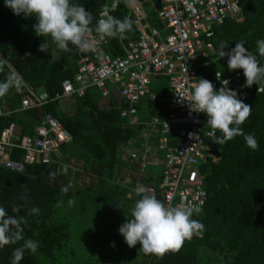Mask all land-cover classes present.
<instances>
[{"label":"trees","instance_id":"obj_1","mask_svg":"<svg viewBox=\"0 0 264 264\" xmlns=\"http://www.w3.org/2000/svg\"><path fill=\"white\" fill-rule=\"evenodd\" d=\"M131 1L117 0L116 7L109 8V14L120 19L128 16L135 21L129 5ZM73 2L93 14L91 26L94 30L100 11L108 7L111 0ZM149 2L155 8L159 7L158 0H146V8ZM238 4V16H228L222 24L213 26V35L208 39L212 50L198 62V77L211 81L216 90L220 87L214 79L215 73L229 76L234 71L227 68L228 57L219 56L222 41L228 42L225 52L235 43L243 42L264 65V56L259 55L257 46V41L264 39V0H238ZM146 11L149 22H158L152 8ZM36 22L35 16L13 14L4 0H0V57L8 60L11 69L20 73L26 85L42 88L48 97L42 106L19 112H13L12 108L20 107L24 87L18 91L11 89L0 97V106L4 104L7 106L5 109L12 111L0 118V132L10 122H16L21 126V133L32 135L42 116L50 113L68 130L70 139L52 154L53 162L49 165L34 162L25 165L22 171L0 165V206L5 207L9 215L24 217L25 222L21 225L24 240L38 242L37 251L32 253L26 249L19 264H70L67 255L73 252L70 249L72 211L62 213V207H73L76 215L73 223L82 229L91 215L97 217V226L82 236L83 244L103 237V242L114 245L113 239L111 241L108 237L109 232L115 236L116 227L124 223L126 214L131 216V209L140 198L133 189L117 184L113 174L117 147L135 135V128L125 126L124 119L116 110L99 109L89 91L74 98L70 111L64 110L62 102L52 99L61 89V82L71 78L77 70V48L69 45L72 50L64 52L50 37L37 36L33 29ZM138 35L139 31L133 24V30L126 34V38L108 37L103 51L112 56L122 55L123 43L137 39ZM41 44L48 51H40ZM52 51L60 55L50 58L49 52ZM11 69L5 66V71L0 73V82ZM235 70L243 72L242 69ZM258 85L262 91L252 89L243 100L252 107V112L241 125L244 133L255 134L257 149L249 148L243 136L216 144L214 137H222L217 129L206 140L207 156L199 165L206 201L202 212L192 217L205 226L202 238L193 236L178 252L166 253L162 258L145 255L140 250L139 257H131L127 264H200V252L211 257L210 264H264V83ZM170 137L179 143L172 133ZM12 155L20 159L18 150L14 149ZM70 159L82 161L86 175L94 176L96 181L89 187L78 188L80 184L74 179L72 166H68ZM65 188L67 192L63 193ZM155 196L162 201L160 192L156 191ZM69 199L78 204L69 205ZM14 208L19 211L13 212ZM32 208H38L39 212L32 214ZM91 209L93 212L90 214ZM84 216L87 218L83 219ZM24 240L0 248V264H12L13 251ZM74 253L80 260L76 264H98L82 261L80 252ZM94 255L90 254L86 260H91ZM115 255V252L106 254L104 259H113Z\"/></svg>","mask_w":264,"mask_h":264},{"label":"built area","instance_id":"obj_2","mask_svg":"<svg viewBox=\"0 0 264 264\" xmlns=\"http://www.w3.org/2000/svg\"><path fill=\"white\" fill-rule=\"evenodd\" d=\"M145 1L132 0L129 3L139 35L137 39L124 42L123 56L111 57L103 53L93 60L89 55H80L76 72L72 78L61 82V89L52 99L61 100L72 94L80 97L90 86L98 87L106 95L107 80L119 83L120 94L127 105L120 111V116L129 126L135 129L142 126V129L148 131L141 133V167L152 161L149 133L155 128L160 131L157 149L164 151V157L158 191L162 201L169 206L187 203L202 207L206 201V191L199 165L207 156L206 140L213 136L215 129L206 126V114L192 111L190 103L182 101L178 96H187L193 84L198 82L195 65L212 50V43L208 39L213 34V26L222 24L228 16H238L240 7L238 0H158L156 16L169 30V34L161 39L159 29L146 21L143 11ZM116 5L117 0H111L105 9H113ZM105 9L100 12L98 19ZM89 36L96 44L95 51L100 50L107 41L106 37L101 38L94 31ZM152 75L169 77L172 94L168 103L170 113L164 117L153 116L150 121L143 123L136 119V103L147 94ZM214 79L219 87L221 80H229L228 87L237 91L241 100H245L252 89L262 91L258 84L246 87V78L239 70H234L229 76H221L220 80L215 73ZM47 101L46 94L30 93L22 98L21 109L40 107ZM11 112L0 107V118ZM14 129L15 123L10 122L0 132V165L15 171H22L25 165L34 162L51 164L52 154L70 139L68 130L50 113L42 116L32 135H22L13 142L11 137L15 134ZM171 132L179 138V143L168 144ZM13 148L22 150L21 159L12 157Z\"/></svg>","mask_w":264,"mask_h":264},{"label":"clouds","instance_id":"obj_3","mask_svg":"<svg viewBox=\"0 0 264 264\" xmlns=\"http://www.w3.org/2000/svg\"><path fill=\"white\" fill-rule=\"evenodd\" d=\"M4 4L15 15L23 13L25 17L35 16V34L50 37L58 49L70 52L72 49L69 45H73L81 52L96 50V44L89 36L93 31L91 25L94 17L81 4L73 0H4ZM133 24L130 17L120 19L105 9L94 30L101 38H126V34L132 32ZM227 46L228 42L222 41L219 50L220 57H228L227 68L242 69L246 87L264 83V65L260 64L257 56L243 42L235 43L233 48L225 52ZM257 46L259 55L264 56V39L258 40ZM39 50L48 51L42 44ZM6 65L11 69L8 60L0 57V73L5 71ZM216 77L220 80L221 72H216ZM229 83L227 79L221 80V87L216 90L211 81L199 78L187 96L181 94L178 97L182 101L187 100L192 111L206 114L207 124L222 133V137H214V143L224 144L236 136H243L247 146L256 150L258 142L255 134H246L241 128L251 115L252 107L238 98L237 91L228 87ZM25 86L26 81L20 73L11 69L0 82V97H4L11 89L18 91ZM136 191L140 198L131 209V218L118 229L129 247L139 242L140 250L145 255L162 258L166 253L178 252L185 241L191 240L193 236L202 238L205 226L192 218L193 214L199 215L202 212V207L187 203L169 206L145 187ZM62 192L66 193L67 188L62 189ZM68 203L72 205L74 200L69 199ZM18 211V208L13 209V212ZM30 211L37 214L39 209L32 208ZM24 222V217L9 215L5 207L0 206V248L24 240L21 226ZM37 248V241L24 240L20 247L14 249L12 264H19L26 249L35 253Z\"/></svg>","mask_w":264,"mask_h":264},{"label":"crops","instance_id":"obj_4","mask_svg":"<svg viewBox=\"0 0 264 264\" xmlns=\"http://www.w3.org/2000/svg\"><path fill=\"white\" fill-rule=\"evenodd\" d=\"M147 5L148 7L152 8L153 11H155V7H152L149 4ZM105 8L106 7H104L100 12H102ZM146 9L144 10L143 8V11L146 14V21L149 23L150 26H154L159 29L160 31L159 37L161 39L165 38L169 34V30L164 27L163 23L157 18V16L155 18L158 20V22L157 21H154L152 23L149 22ZM93 31L95 32V30ZM106 38L108 40V37ZM107 42L108 41H106L101 46L100 50H97L95 52H81L77 49V56H78L77 62L79 60L80 55H84V54L89 55L93 60H96L97 56L103 53H107L111 57H122L123 56L124 43H123V54L112 56L110 53L103 51V47L106 46ZM52 52L55 54V57H58L60 55V53H57V51H52ZM52 52H49V53H52ZM201 60H198L196 62V65H195L196 69L199 66L198 62H200ZM163 78L167 80L166 83H160L161 79ZM197 79L199 80L198 73H197ZM105 88L107 90L106 95H103L102 90L96 86H90L86 90V92L89 91L91 93L93 100L94 102H96L99 109L116 110L119 114V117L123 119L120 116V111L122 109H125L127 105L124 102V99L122 98L120 94V88H121L120 84L117 82L111 81V80H107L105 83ZM147 90H148L147 94L141 97L136 103V114H135L136 119L137 121L143 122V123H147L148 121H150L153 116L164 117L170 113L168 103H169V100L172 94L170 91L169 77L166 75H152L150 77V82L148 84ZM23 92H24V95L22 96V98L26 97V95L30 93H33L35 95L46 94V92L42 88H32L28 85L24 87ZM75 97H78V96L72 94L58 101L62 102V105L65 107L64 110L70 111L72 102L74 101ZM141 104H144L147 109L146 115L140 113ZM0 107L7 108V106H5L4 104L1 105ZM13 110L16 112H19L24 109H21V104H20V107L12 108V111ZM147 113H148V116H147ZM124 122H125L124 123L125 126L126 125L129 126L125 119H124ZM14 123H15V129H14L15 134L11 137V140L13 142L16 140H19V138L22 135H29V134L21 133L22 132L21 126L16 122ZM143 131L148 132L147 130H144L141 128L135 129V135L133 137L128 139V141L119 144V146L117 147L116 161H115V167H114L113 174L115 176L116 182H118L117 184L121 183L123 186H127L133 189L134 191H136L140 187H145L146 189L149 190L150 193L155 195L156 191L159 192L158 184L162 176L164 151L161 149H157L160 131L158 128H155L151 130V132L149 133V137H148V142L152 148V151H150L152 161L148 165H145V167H141L139 149L141 146V142L143 141L142 140L143 134H141ZM171 133L173 134V136L175 135L174 132H171ZM170 134L168 135V144L170 145L177 144L175 143V141H172ZM14 149L18 150V152L20 153L19 158L21 159L22 150L19 148H13L12 154L14 153ZM68 166L70 168L72 166L71 170L73 171L74 179H76L78 184H80V187L78 188H85V186L89 187L91 185L89 184L90 182L89 180L92 175H89V176L86 175V172H85L86 169L83 167L82 161H77L76 159H70ZM154 167H160L161 171L159 172V174H157L156 170L152 169ZM74 179L71 178L72 183H74ZM93 181L95 182L96 179L94 178ZM150 184H153V185L150 186ZM127 196L130 197L129 194Z\"/></svg>","mask_w":264,"mask_h":264},{"label":"rangeland","instance_id":"obj_5","mask_svg":"<svg viewBox=\"0 0 264 264\" xmlns=\"http://www.w3.org/2000/svg\"><path fill=\"white\" fill-rule=\"evenodd\" d=\"M149 5L154 7L152 2H149ZM143 8L144 10L146 9V4H143ZM148 9H150V7H148ZM49 56L50 58H53L55 57V54L52 52V53H49ZM166 79H161L160 83H166ZM69 105V103H68ZM146 107L144 104H141V114H144L146 115ZM147 116H148V113H147ZM129 146V145H128ZM154 170L157 171V174H159V172L161 171L160 170V167H154L152 168ZM95 177L91 176L90 178V182L89 184H93L94 179ZM153 184H150V186H152ZM75 203V202H74ZM75 204H78L75 203ZM92 208V207H91ZM70 212L72 211V220H71V228H70V233L72 234V241H71V247L70 249L73 250V252H70V255H67V258H68V261L70 264H76V262H80V260H78L79 258H76L75 257V252L78 253V251L80 252L79 254H81V260L82 261H87V262H96L98 264H127L128 262H130V259L131 257H139L140 255V244L139 242L134 246V247H129L123 236L119 233L118 229L119 227H116V230H117V233L115 234V236L112 234H110L109 232V239L112 241H114V246L112 245L111 242L109 243H105L103 242V237H98L97 239H95V241L93 243H85L83 244L81 242V239H82V236H84V234H86L89 229L94 226H97V217L95 215H91L89 217L87 221V224H85L83 226V229L80 228L78 225H75L73 223V216H76L75 214H73V207L72 206H69L67 208L65 207H62L61 208V212L62 213H65V212ZM93 212V209L89 210V213L91 214ZM83 219L84 218H87V216H84L82 217ZM131 216L126 214L125 215V219H124V223L130 219ZM122 225V224H121ZM120 225V226H121ZM101 230H102V227H101ZM89 238V236H88ZM112 238V239H111ZM78 250V251H77ZM115 252L116 255L114 256L113 259L111 258H105L104 259V256L106 254H111ZM119 252H122V254H117ZM91 255H94L92 256L91 260H86V257H89ZM99 258V261H97L96 259ZM199 258H200V264H210L211 262V257L209 255H207L206 253L204 252H200L199 254ZM113 260H116V263L113 261Z\"/></svg>","mask_w":264,"mask_h":264}]
</instances>
